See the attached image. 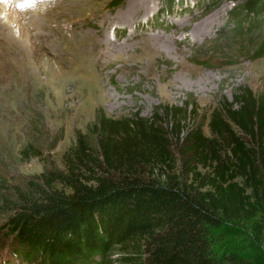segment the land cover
I'll list each match as a JSON object with an SVG mask.
<instances>
[{"label": "trees", "instance_id": "16d2710c", "mask_svg": "<svg viewBox=\"0 0 264 264\" xmlns=\"http://www.w3.org/2000/svg\"><path fill=\"white\" fill-rule=\"evenodd\" d=\"M226 1L264 17V0ZM197 108L98 113L62 167L21 183L0 174L11 251L40 264H264V91L238 88L209 117Z\"/></svg>", "mask_w": 264, "mask_h": 264}, {"label": "rangeland", "instance_id": "374dc122", "mask_svg": "<svg viewBox=\"0 0 264 264\" xmlns=\"http://www.w3.org/2000/svg\"><path fill=\"white\" fill-rule=\"evenodd\" d=\"M129 1L49 0L33 8L34 0H0V174L6 180L21 183L62 167L76 133L98 113L151 117L161 104L196 100L202 118L238 88L264 91L261 14L240 13L226 0H151L117 20ZM27 143L42 157L22 160ZM4 210L0 202V264H40L11 251ZM87 264L108 262L96 257Z\"/></svg>", "mask_w": 264, "mask_h": 264}, {"label": "bare ground", "instance_id": "6f19581e", "mask_svg": "<svg viewBox=\"0 0 264 264\" xmlns=\"http://www.w3.org/2000/svg\"><path fill=\"white\" fill-rule=\"evenodd\" d=\"M147 1L149 3L151 0H143V1H139V2H138V0H134V2H132V0L129 1V4H128V8H127L126 13L118 14L117 15V20L119 19V21H122V20H127L126 17H129V16H132L133 17L134 15H132V14H135L136 12H138V11L141 10V9L140 10H136V7H138V8L144 7V5H146L145 2H147ZM135 5H137V6H135Z\"/></svg>", "mask_w": 264, "mask_h": 264}, {"label": "clouds", "instance_id": "9594fccd", "mask_svg": "<svg viewBox=\"0 0 264 264\" xmlns=\"http://www.w3.org/2000/svg\"><path fill=\"white\" fill-rule=\"evenodd\" d=\"M17 2H22V0H11V3L15 5ZM49 0H34L33 8L45 6ZM0 18H3L2 14H0Z\"/></svg>", "mask_w": 264, "mask_h": 264}]
</instances>
